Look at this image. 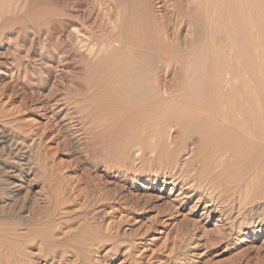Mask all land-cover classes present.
Instances as JSON below:
<instances>
[{
  "label": "rangeland",
  "instance_id": "rangeland-1",
  "mask_svg": "<svg viewBox=\"0 0 264 264\" xmlns=\"http://www.w3.org/2000/svg\"><path fill=\"white\" fill-rule=\"evenodd\" d=\"M117 1L0 0V264H264V226L233 227L236 201L210 202L212 192L165 182L149 165L123 168L122 144L149 120L124 102L88 99L118 88L128 69L121 52L119 61L97 53L120 34ZM122 1L132 30L153 26L163 39L165 15L172 26L190 20L193 36L211 30L198 0ZM158 59L141 71L146 85L182 81ZM83 106L115 124L106 131Z\"/></svg>",
  "mask_w": 264,
  "mask_h": 264
},
{
  "label": "bare ground",
  "instance_id": "bare-ground-1",
  "mask_svg": "<svg viewBox=\"0 0 264 264\" xmlns=\"http://www.w3.org/2000/svg\"><path fill=\"white\" fill-rule=\"evenodd\" d=\"M117 2H120L117 12L122 23L127 14L126 3L123 7L122 0ZM198 2L209 14V18L205 17L211 30L205 39L198 31L192 35L190 20L181 18L179 25L172 26V20L165 14V27L160 25L164 28L158 31L163 39L154 34L159 29L152 25L155 30L146 26L141 32L132 30L136 24L131 29L134 18L127 14L133 20L116 24L120 28V34L117 32L118 37H114L117 39L105 42L107 49L104 46L97 53L115 57L121 52L123 57H117V61L124 59L128 69L124 70L125 75L120 73L121 81L119 76L116 79L118 88L101 90L88 99L124 102L128 114L132 112L129 108L138 107V116L149 120V126H141L122 144L120 157L124 159L125 170L139 163L149 165L150 171L156 176L162 174L165 182L168 179L174 185L182 183L187 188H197L203 195L212 192L210 202L216 201L219 198L216 194L220 193L226 201L238 204L233 203L235 211L229 215L233 227L242 231L252 225L264 226V0ZM144 18L154 23L158 19L150 13ZM157 57L166 62V70L174 69L182 81L160 87L159 83L148 80L146 85L145 78L140 77L141 71L155 67ZM173 100L184 104L171 106L161 114V103ZM145 106L149 111L142 109ZM83 108L87 110L81 108L83 117H92L93 123L101 122L106 131L115 124L107 110L94 115L90 109L87 114ZM2 135L4 142H15L8 134ZM31 139L32 143L37 141Z\"/></svg>",
  "mask_w": 264,
  "mask_h": 264
}]
</instances>
